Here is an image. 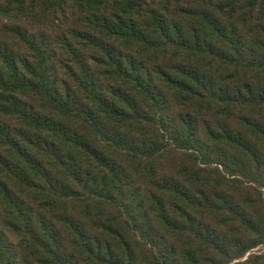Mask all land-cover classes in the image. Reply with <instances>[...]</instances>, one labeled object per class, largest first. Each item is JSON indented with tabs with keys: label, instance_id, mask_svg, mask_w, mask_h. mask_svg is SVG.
I'll use <instances>...</instances> for the list:
<instances>
[{
	"label": "trees",
	"instance_id": "1",
	"mask_svg": "<svg viewBox=\"0 0 264 264\" xmlns=\"http://www.w3.org/2000/svg\"><path fill=\"white\" fill-rule=\"evenodd\" d=\"M0 264H264V0H0Z\"/></svg>",
	"mask_w": 264,
	"mask_h": 264
}]
</instances>
